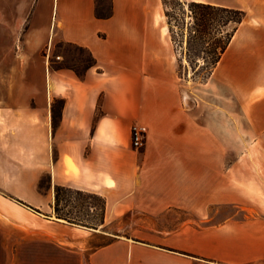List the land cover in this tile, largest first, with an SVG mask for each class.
I'll list each match as a JSON object with an SVG mask.
<instances>
[{"label":"crops","instance_id":"obj_1","mask_svg":"<svg viewBox=\"0 0 264 264\" xmlns=\"http://www.w3.org/2000/svg\"><path fill=\"white\" fill-rule=\"evenodd\" d=\"M192 1L247 11L205 85L230 89L264 133V0ZM110 3L99 18L96 0H0V72H24L0 79V264H264V207L241 175L264 146H225L218 111L182 93L162 44V0ZM66 45L96 64L82 76L60 67ZM136 123L148 129L141 149ZM44 173L51 188L41 192ZM56 185L103 197L104 222L55 217ZM132 214L153 225L116 234Z\"/></svg>","mask_w":264,"mask_h":264},{"label":"rangeland","instance_id":"obj_2","mask_svg":"<svg viewBox=\"0 0 264 264\" xmlns=\"http://www.w3.org/2000/svg\"><path fill=\"white\" fill-rule=\"evenodd\" d=\"M192 0H166V4L161 6V39L162 44L167 49L168 57L174 65L175 71L180 78L181 91L185 95L199 96L207 103L208 112L218 111L220 119L215 118L214 122L223 124L225 127V146H233L234 142L240 146H264V133L254 134L250 128L249 120L243 115L238 104L232 95L230 89L226 87H214L211 84L205 85L209 79V73L212 69V61L216 56L215 42L217 38L223 37L231 29V26L219 27L216 22L207 33H201L200 26L196 25L189 2ZM235 0H228L233 5ZM105 4L102 13L109 10L110 0H103ZM247 12V11H246ZM198 30L195 32L194 29ZM61 51H65L60 65H69L83 72L85 66L91 61L90 53L87 50L79 49L76 45H66ZM53 59V54L51 55ZM56 55L54 54V57ZM12 59H16L12 56ZM55 59V58H54ZM24 72H0V79L17 78ZM5 89L0 87V95L5 94ZM24 93V88H20ZM215 114V113H214ZM217 116V115H214ZM236 116V117H234ZM258 131H262L264 126V115L256 119ZM234 125L236 126L234 128ZM252 143V145L250 144ZM261 154V155H260ZM251 165H243L242 185L248 183V191L252 196V202L256 207H264V154L256 152ZM41 192L51 188L50 174L44 173L42 180L38 185ZM55 192V188H53ZM94 205L96 207L94 208ZM101 200L90 196L89 194L80 195L76 192H69L61 197L58 208L61 214L82 219L86 223L94 222L100 214ZM56 207V200L54 202ZM225 214L236 213V217L244 218L249 215L248 212L240 210L237 207L226 206ZM174 216L179 219L187 217L183 212H176ZM57 217V214H55ZM137 223V224H136ZM138 224L142 226L153 225V221L145 217L132 214L124 221L115 224L116 234L135 235L141 234L137 230ZM169 226V223L158 222L157 226Z\"/></svg>","mask_w":264,"mask_h":264},{"label":"trees","instance_id":"obj_3","mask_svg":"<svg viewBox=\"0 0 264 264\" xmlns=\"http://www.w3.org/2000/svg\"><path fill=\"white\" fill-rule=\"evenodd\" d=\"M163 3L166 4V0H163ZM105 4L103 3V0H96V16L99 18H107L112 15V6L111 3L109 5V10L107 13H102V10L104 9ZM189 7L191 10V16L194 19V22L196 25L200 26L201 33H207L209 32V29L214 25V22H216L217 26L219 27H226L231 26V29L227 31L225 35L221 38H217L215 42V53L216 56L212 61V69L210 70L209 77L219 62V60L222 57V54L225 52L227 47L229 46L232 38L234 37L236 31L238 30L239 26L244 22V20L247 17V12L244 9L237 8V7H230V6H224V5H216L211 3H205V2H198V1H191L189 2ZM198 29L195 28L194 31L196 32ZM79 49L87 50L86 48L82 46L76 45ZM88 51V50H87ZM91 56V61L85 66V70L93 65L96 64L95 58L92 56L91 52L88 51ZM60 67H67L73 69L79 76H82L83 72L78 71L75 67L69 66V65H59ZM63 100H58L54 102L53 107V124L56 126L58 123L59 117H60V110L63 106ZM42 180V178H41ZM40 180V182H41ZM51 181V178H50ZM39 182V183H40ZM69 192H76L80 195L83 194H89L90 196L99 198L101 200L100 205V214L99 217L94 221L90 223L84 222L80 218L71 217L66 214H61L59 212V202L61 200V197ZM55 200H56V214L58 218L65 219L72 223L81 224L87 227L97 228L101 223L104 222V215H105V199L101 197L98 194L95 193H87L81 190L72 189L69 187L56 185L55 186ZM96 205H94V208Z\"/></svg>","mask_w":264,"mask_h":264},{"label":"built area","instance_id":"obj_4","mask_svg":"<svg viewBox=\"0 0 264 264\" xmlns=\"http://www.w3.org/2000/svg\"><path fill=\"white\" fill-rule=\"evenodd\" d=\"M148 129L144 124L136 123L132 127V146L141 149L145 146Z\"/></svg>","mask_w":264,"mask_h":264}]
</instances>
